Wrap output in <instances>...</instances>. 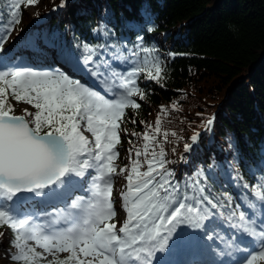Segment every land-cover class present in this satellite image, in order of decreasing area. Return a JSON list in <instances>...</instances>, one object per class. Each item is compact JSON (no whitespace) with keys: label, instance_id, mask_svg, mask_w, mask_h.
Masks as SVG:
<instances>
[{"label":"snow or ice","instance_id":"snow-or-ice-1","mask_svg":"<svg viewBox=\"0 0 264 264\" xmlns=\"http://www.w3.org/2000/svg\"><path fill=\"white\" fill-rule=\"evenodd\" d=\"M8 3L11 11L0 25V62L8 58L5 44L21 22L22 7L35 6L39 0ZM65 3L66 0H60L59 7ZM104 28L101 24L93 32H102ZM81 47L89 53L83 57V63L91 65V76L100 80L114 98H106L62 70L0 71V227H7L12 233V251L7 253L12 264H153L157 253L164 254L157 264H174L167 256L180 252L193 239L182 228L202 233L196 240H224L214 216L217 220L226 219L234 229L231 240L237 242V250L243 237L253 242L255 250L243 258L242 264L264 262V221L257 223L245 211L232 210L225 215L222 205L206 193L199 180L185 182L183 192L174 180V172L166 167L171 162L166 159L164 144L174 142L169 141V136L183 137L163 129L165 106H160L154 125L140 121L146 124L144 132L133 131L131 135L143 140L142 149L133 145L129 149V164L117 169L120 133L127 132L121 128L126 110H132L130 122L136 124L135 115L141 108L137 98L148 99L139 79L143 77L165 87L166 68L156 55L157 49L138 43L128 50L134 59L123 57L131 66L119 71L103 58L93 59L92 54L105 48L104 44L82 43ZM113 58L120 59L116 55ZM75 67L78 69V64ZM10 97L34 111L24 108L22 114H14ZM169 107L179 110L176 101ZM211 125L210 118L201 127L210 129ZM84 132L90 133L92 139ZM199 137L200 133L194 132L190 143H184V151H190ZM133 151L137 159H131ZM143 165L146 170L141 171ZM117 175L127 181L126 190L120 193L126 218L119 227L109 222L116 216L111 196ZM197 176H203V172ZM85 177L87 198L77 196L65 208L51 213L23 210L34 197L63 198L77 183L73 178ZM251 191L264 202V184L254 185ZM35 215L48 218V222H34ZM206 221L211 222L207 227ZM61 223L63 227H56ZM4 235L0 232V237ZM61 253L68 255L61 258Z\"/></svg>","mask_w":264,"mask_h":264},{"label":"trees","instance_id":"trees-1","mask_svg":"<svg viewBox=\"0 0 264 264\" xmlns=\"http://www.w3.org/2000/svg\"><path fill=\"white\" fill-rule=\"evenodd\" d=\"M51 1L37 16L60 8V0ZM8 4L0 0V23L7 19ZM28 20L22 10L21 23ZM101 24L104 31L93 32ZM36 28L59 49V60L77 61L87 70L91 65H85L83 57L89 53L83 52L82 43L104 44L105 48L92 54L93 59L103 58L119 71L131 66L123 57L134 59L128 50L138 43L157 49L166 68L165 87L139 79L148 99L137 98L141 108L135 115L136 124L130 122L132 110H126L121 128L127 132L120 133L117 169L129 164L133 145L142 149L143 140L131 133H143L146 124L154 125L163 105L167 109V115H162L163 129L183 137L169 136L174 142L164 144L171 162L166 167L174 172L181 191H185V182L199 180L225 215L231 212L230 205L237 211L250 208L256 212L257 199L251 189L264 184V0H66L64 7ZM173 101L179 110L169 107ZM210 118V129H203L201 125ZM194 132L200 133L199 140L184 156L186 166L181 168L179 154ZM131 159H137L135 151ZM213 159L230 164L232 180L221 184L211 176ZM200 171L203 176H197ZM237 193H241V204ZM212 219L218 229L227 228L226 219Z\"/></svg>","mask_w":264,"mask_h":264},{"label":"rangeland","instance_id":"rangeland-1","mask_svg":"<svg viewBox=\"0 0 264 264\" xmlns=\"http://www.w3.org/2000/svg\"><path fill=\"white\" fill-rule=\"evenodd\" d=\"M51 4H52L51 0H39V3L37 5L28 6V7L22 9L27 14L29 20H28V22L24 23V25L20 22L18 25H16L14 27V30L12 31L11 35L9 36V40L14 37V41L15 40H17V41L16 42L13 41L12 44L8 47V49H5L6 55L9 56V55H11V54H13L15 52V50L17 48V43L20 40L21 41H23V40L27 41V44L28 43L29 44L35 43L34 34L33 33H29V29H31V27L35 25L34 20H36L39 17V16H37L36 12L40 11V10H42L44 8L45 9L48 8ZM8 8H9V12H10L11 11V7H10L9 4H8ZM59 9H61V8H58V9L53 10V11L46 12V14L47 13L48 14L55 13ZM7 19H8V16H7ZM5 22L6 21H4V23ZM4 23H0V25H2ZM67 25H69V24H67ZM18 46H19V48H21L20 44ZM7 50H9V51H7ZM0 64H1V62H0ZM84 76L85 75H82V79H78V78L77 79L80 80L82 83H84L86 85H88V83H90V82H94L95 86H96L95 88H93L94 90H96L98 92L102 91L101 94L105 95V97L108 98V99L114 98L112 96V94L106 92L105 88L103 86H101L100 80H98L97 78L92 77L91 75L90 76H85V78H84ZM71 77L74 78L73 76H71ZM74 79H76V78H74ZM91 79H94V81H92ZM9 99H10V102L14 105V108H15L14 114H16V115H20V112L23 111L24 108H29V110L34 111V109H31V106H29V105H26V104H24L22 102L21 103H17L14 100H11V97ZM84 134L86 136H88L89 139H92L90 133L84 132ZM192 148H193V146H192ZM189 152L190 151L186 152L184 156L188 155ZM178 162L180 163L181 166H183V168L186 166V161L184 159L183 160H178ZM230 167H231L230 164L224 159L214 160V166L211 167V173L210 174H211L212 177L220 179L221 184H225L226 181L232 180V178L234 176V175H232V172L230 171ZM73 179L77 181V183H75L73 185L74 187L81 186L82 184L87 183V181H88V177H85L84 180H80V181H78L76 178H73ZM113 181H114L113 182V187L117 188V191L115 192L114 189L112 190V197H113L112 202L115 204L114 205V209L116 211V216H115L114 220H112V222L113 223H117V226L119 227V225L126 218V213H125V211L123 210V208L121 206L122 201H121V198H120V193H121V191L126 190L124 188V185H126L127 181H126V179L124 177L122 178V176H120V175L115 176L113 178ZM70 192L71 191H67L68 194ZM237 196L240 198V193H237ZM70 197H71V199L74 198L72 194H71ZM65 198H66V196H65ZM258 205H260V207L262 208L264 206V202H262V201L260 202L259 201ZM230 210L231 211L234 210V207L230 206ZM256 220H257V223H259L260 221H264V216L258 214V218ZM205 224H206V227H207L210 224V222L207 221V223H205ZM182 230L186 231L188 233L191 232V229L182 228ZM0 232L5 233V235L3 237H0V264H12V262L10 261V259L8 258V255H7L8 252L12 251L10 249V247H9V240L12 238L11 230L8 229V228H1ZM221 235L224 237V240L223 241L219 240L220 243H221V245L219 247H217L219 250L215 249V251H214V248L210 245L209 240L204 241L203 245L205 247V251H206L205 253L208 256H211L212 253L215 256H217V254L218 255L220 254V256L221 255H227V254L234 255L235 252L241 251V248H240V250H237V248H236V243L237 242L236 241H234V243H232L231 237H232L233 233L232 234L230 233V235H225V233H224V235L223 234H221ZM243 238H245L248 241H250V243H253L250 238H248V237H243ZM215 241H218V240H215ZM244 252H247V251H243L242 250L240 253H244ZM65 254L66 253H61L60 256L61 255H65ZM162 255H164V254L157 253V256L161 257ZM48 259H52V257L48 256ZM41 262H44V261H41Z\"/></svg>","mask_w":264,"mask_h":264},{"label":"bare ground","instance_id":"bare-ground-1","mask_svg":"<svg viewBox=\"0 0 264 264\" xmlns=\"http://www.w3.org/2000/svg\"><path fill=\"white\" fill-rule=\"evenodd\" d=\"M20 114H22V111L20 112Z\"/></svg>","mask_w":264,"mask_h":264}]
</instances>
